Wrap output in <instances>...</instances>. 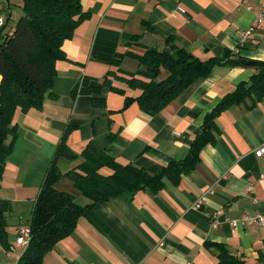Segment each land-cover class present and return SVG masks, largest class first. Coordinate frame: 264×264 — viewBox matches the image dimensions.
Here are the masks:
<instances>
[{
	"label": "crops",
	"instance_id": "1",
	"mask_svg": "<svg viewBox=\"0 0 264 264\" xmlns=\"http://www.w3.org/2000/svg\"><path fill=\"white\" fill-rule=\"evenodd\" d=\"M80 3L89 16L62 45L66 59L56 63L51 95L41 109L23 113L18 108L13 116L17 137L0 177V199L11 204L6 219L9 247L0 245V264H16L25 250L15 241L20 218H30L47 166L68 126L72 129L67 144L74 153L91 143L120 164L157 175L170 162L186 157L205 115L256 72L217 65L209 77L192 83L156 113L136 102L124 106L126 97L135 98L140 91L107 73L126 79L123 73L139 71L138 64L125 56L117 67L110 64L113 56L142 55L146 49L170 52L175 46L207 60L237 48L250 61H264V0ZM21 5L22 0H0L4 32L22 15ZM260 15L251 38L239 47V32ZM106 77L124 94L104 86ZM92 98L104 100V105L93 106ZM250 103L246 100L215 117L214 143L202 147L199 161L177 181L165 180L157 192L120 195L89 207L41 264H216L219 251L214 244L243 264H264V228L230 225L243 215L264 212V156H254L264 143V98L247 108ZM79 162L60 165V160L59 168L65 172ZM56 188L73 194L82 206L89 203L67 179Z\"/></svg>",
	"mask_w": 264,
	"mask_h": 264
},
{
	"label": "trees",
	"instance_id": "2",
	"mask_svg": "<svg viewBox=\"0 0 264 264\" xmlns=\"http://www.w3.org/2000/svg\"><path fill=\"white\" fill-rule=\"evenodd\" d=\"M21 10L22 15L12 29L4 32L5 25L0 28V177L17 137V127L12 122L16 109L25 113L29 109L42 108L46 96L51 95L56 63L66 59L63 43L72 38L76 28L89 16L82 9L80 0H22ZM170 50L146 49L142 55L127 52L109 60L118 67L121 58L129 56L138 64L139 71L123 73L126 79L107 73L108 77L125 83L128 88L140 91L135 98L126 97L124 106L136 102L139 108L157 113L192 83L209 77L217 65L253 68L256 72L205 115L201 133L191 144L186 157L170 162L157 175L130 163L120 164L107 150H99L91 143L80 154L74 153L67 144L72 129L68 126L53 152L31 216L26 221L30 240L16 264H41L45 254L75 230L83 212L98 202L120 195L132 198L140 191L157 192L164 187L165 180L177 181L199 161L202 147L214 143L215 117L246 100L251 102L247 108H252L264 98V61H252L249 65L250 60L242 57L240 51L225 50L220 58L199 60L182 48L172 46ZM163 71L165 76L161 77ZM108 77L102 84L112 92L124 94L111 86ZM92 105L102 107L104 100L92 98ZM60 160L80 162L62 172L58 165ZM62 179H67L74 191L89 203L82 206L73 194L57 189L56 184ZM10 208L8 200L0 199V245L5 249L9 247L6 219ZM214 245L219 251L216 264H243L224 246Z\"/></svg>",
	"mask_w": 264,
	"mask_h": 264
},
{
	"label": "built area",
	"instance_id": "3",
	"mask_svg": "<svg viewBox=\"0 0 264 264\" xmlns=\"http://www.w3.org/2000/svg\"><path fill=\"white\" fill-rule=\"evenodd\" d=\"M262 16H258L256 20L253 22L252 26H250L248 29L239 32V43L238 46L241 47L247 43V41L251 38V32L253 31V28H255L262 20ZM5 25V18L2 14H0V28ZM238 49L236 48L234 50V53H237ZM254 156L255 158H260L264 156V143L261 144L258 148L254 150ZM262 177V176H261ZM251 189V187H249ZM198 206V204H197ZM27 222L20 218V225L18 227V234L15 239L16 244L26 248L28 245V242L30 240V228ZM230 225L232 227H238V226H255L257 228H264V212H259L254 215H243V218L240 220H234L230 222Z\"/></svg>",
	"mask_w": 264,
	"mask_h": 264
},
{
	"label": "rangeland",
	"instance_id": "4",
	"mask_svg": "<svg viewBox=\"0 0 264 264\" xmlns=\"http://www.w3.org/2000/svg\"><path fill=\"white\" fill-rule=\"evenodd\" d=\"M65 162H67V161H63L62 160V163H60V165H62V164H65ZM68 164V163H67ZM58 165H59V163H58ZM62 167H64V166H62ZM68 181V180H67ZM16 239V238H15Z\"/></svg>",
	"mask_w": 264,
	"mask_h": 264
},
{
	"label": "water",
	"instance_id": "5",
	"mask_svg": "<svg viewBox=\"0 0 264 264\" xmlns=\"http://www.w3.org/2000/svg\"><path fill=\"white\" fill-rule=\"evenodd\" d=\"M252 63H253L252 61H249V62H248L249 65H252Z\"/></svg>",
	"mask_w": 264,
	"mask_h": 264
}]
</instances>
